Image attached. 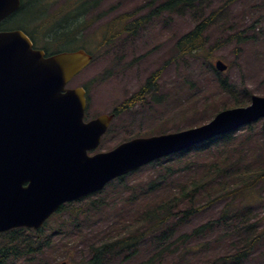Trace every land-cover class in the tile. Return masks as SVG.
<instances>
[{
  "label": "rangeland",
  "instance_id": "1",
  "mask_svg": "<svg viewBox=\"0 0 264 264\" xmlns=\"http://www.w3.org/2000/svg\"><path fill=\"white\" fill-rule=\"evenodd\" d=\"M148 1L98 0L94 12L108 16L95 23L84 35L90 42L88 51L95 54L94 60L67 87L86 90L89 120L111 113L129 98L135 101L148 78L160 72L154 87L143 94L142 101L114 118L108 135L97 149L89 152L90 155L108 152L131 138L174 133L199 126L223 108L248 103V95L264 96V9L258 8L262 0H234L232 3L230 0H206L195 9L164 15L133 36H124L109 45L101 44L104 22ZM44 3L50 10L54 7L52 0H44ZM214 10L220 12L207 32V46L212 49L208 60L205 59L206 51L196 57L172 59L177 39ZM249 26H254V31L248 29ZM237 33L240 38L222 43ZM246 36L249 38L244 39ZM215 60L226 64L227 70L217 72L213 67ZM209 61L212 67L208 66ZM221 80L226 85H222ZM263 126L264 121L261 120L235 132V141L226 147V155L231 160L247 164L246 168L259 166L260 158L264 159ZM212 150L216 157L223 155L222 151ZM207 161L206 156L198 159L188 157L187 162L192 163L188 169L165 161L145 166L125 177L123 182L115 181L98 194L66 205L65 210L52 216L47 223L42 243L49 241V245L44 247L41 256L35 258L34 264H77L88 260L93 246L128 233L143 232L146 224L139 219L145 206L177 192L178 184L187 185L201 179L204 173L202 166ZM242 168L237 171H242ZM151 184L156 191L147 194ZM228 185H234L230 178L220 187L212 186L197 199L202 200L204 195L212 196ZM240 198L247 205V216L239 220L228 219L206 236L189 244L182 243L177 238L180 234L191 232L200 224L215 222L235 198L230 196L226 201L211 205L167 235L166 244L173 245L168 247L169 253L157 264H211L217 257L236 250L245 251V264H264V182ZM180 217V213L175 214L173 226ZM247 221L249 229L239 231ZM33 239L31 232H24L16 245ZM161 246L166 248V245ZM186 249L190 251L185 252ZM159 250V245L153 246L152 237H147L128 261L109 253L104 264H139Z\"/></svg>",
  "mask_w": 264,
  "mask_h": 264
},
{
  "label": "water",
  "instance_id": "2",
  "mask_svg": "<svg viewBox=\"0 0 264 264\" xmlns=\"http://www.w3.org/2000/svg\"><path fill=\"white\" fill-rule=\"evenodd\" d=\"M20 2L0 0V22ZM91 60L85 50L45 56L22 31L0 32V234L18 227L38 229L66 202L93 194L154 160L264 118V97L253 96L249 106L223 110L200 127L133 139L88 156L113 115L83 122L85 92L66 85ZM215 68L223 72L227 67L217 60Z\"/></svg>",
  "mask_w": 264,
  "mask_h": 264
},
{
  "label": "trees",
  "instance_id": "3",
  "mask_svg": "<svg viewBox=\"0 0 264 264\" xmlns=\"http://www.w3.org/2000/svg\"><path fill=\"white\" fill-rule=\"evenodd\" d=\"M52 1H54V7L50 10L47 6H44V0H21L19 10L0 23V31H23L32 40L34 47L43 50L47 55L83 49L91 54L94 60L95 54L91 53V50L88 51L90 49V42L84 38V35L89 28L105 19L108 14H96L94 12L98 7V0ZM205 1L149 0L144 5L130 12L119 13L110 20H107V22H104L102 24L103 28H101V44L109 45L122 39L124 36H133L142 28L164 15H171L173 12H179L185 9H195L197 5ZM232 1L234 0H230L229 3H232ZM258 8L259 10L264 9V0H262ZM219 12L220 10L212 11L189 32L180 36L175 43V54L172 59L179 60L186 57H196L199 55L198 53L206 51L205 59L208 60L210 55H212V49L207 46V32L212 28V23ZM93 15L95 16L93 17ZM248 29L254 31V26H249ZM236 37L240 38V34L237 33L235 36H228L222 43L234 41ZM248 38L249 36H246L244 39ZM38 43L41 44L38 45ZM208 66L212 67L210 61L208 62ZM159 76L160 72L152 74L138 93V96H135V101L134 98H129L114 110L115 115L117 116L125 110L131 109L142 101L144 98L143 94L149 88L154 87ZM220 83L226 85V82L223 80ZM250 97L251 95H248V100H250ZM248 103H236L233 107H243L248 105ZM235 136L232 132L216 137L207 143L191 147L149 165L152 166L165 161V163L181 164L180 166L182 168L188 169L189 165L192 164L187 162L188 157L193 156L195 159L201 156L208 157V161L202 166L204 173L201 179L188 182L187 185L185 183L178 184L177 192H172L164 199H158V201H153L145 206L139 219V221L141 220L146 224L143 232L135 234L128 233L114 240L103 242L99 246H93L87 257L88 260L80 261L77 264H104L109 253L115 254L114 256H122L124 260L128 261L138 251V248L143 246L147 237H152L153 246L157 247L159 245L160 250L153 257L139 264H157L169 253L170 249L168 247L173 245L172 243L166 244L167 241L165 239L175 227L187 223L211 205L226 201L230 196H233L235 200L229 205L226 211L220 213L219 218L215 222L200 224L191 232L182 233L177 238L182 243L189 244L203 235L206 236L219 223L223 224L228 219L238 218L239 220L247 216V205L240 197L245 196L248 191L253 190L260 183L264 182V159L260 158V165L254 169L246 168L247 164L244 165V163H239L237 160H231L226 155V147L235 141ZM212 149L218 150L219 153L222 151L223 155L216 157V153ZM183 162L185 163L183 164ZM240 168H242V171H237ZM228 178L234 181V185L224 186L218 189L212 196L204 195L202 200L197 199L212 186L220 187ZM124 179L125 177H122L117 182H123ZM150 186V191L147 194L155 193L156 188L153 184ZM206 199L208 200L205 201ZM63 210H65V207L61 208V211ZM176 213H180L181 217L176 220V224L173 226V218ZM45 228L43 227L37 231L13 230L2 236L0 238L2 240V244H0V264H34L36 262L34 261L35 258L41 256L44 247L49 245V241H45V244L42 243L43 236H45ZM246 229H249L248 221L239 231ZM24 232H31L35 239L26 244L16 245L19 241V236ZM161 245H166V248ZM23 246L25 249L21 250L20 248H23ZM188 251L190 249L185 250V252ZM246 261L247 255L245 251L236 250L226 256L217 257L211 264H245Z\"/></svg>",
  "mask_w": 264,
  "mask_h": 264
}]
</instances>
